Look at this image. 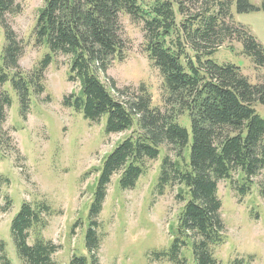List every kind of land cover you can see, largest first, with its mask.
Returning <instances> with one entry per match:
<instances>
[{
  "label": "trees",
  "instance_id": "1",
  "mask_svg": "<svg viewBox=\"0 0 264 264\" xmlns=\"http://www.w3.org/2000/svg\"><path fill=\"white\" fill-rule=\"evenodd\" d=\"M22 11L17 0H0V147L14 94L19 115L26 118L33 98L46 91L45 73L55 56L69 57L68 79L78 82L79 90L64 105L91 122L106 116V135L129 132L93 168L98 176L92 184L85 250L91 253L97 244L93 216L102 209L113 175L119 174L120 190L133 189L147 174V162L161 158L155 191L163 195L172 189L183 203L176 228L171 225V259L185 246L198 264H217L215 248L228 239L219 182L228 181L240 198L257 186L264 198V118L256 109L257 104L264 107V79L254 83L240 66L208 56L237 41L256 68L264 69V46L235 19L264 12V0H45L34 37L46 53L30 71L20 65L26 45L7 21ZM123 16L142 24L143 49L163 77V107L154 104L144 83L121 89L102 80L129 49ZM188 121L190 130L184 126ZM51 214V205L37 200L24 201L14 216L11 233L25 264H55L57 246L43 235ZM80 225L75 221L70 234ZM91 256L90 263L74 257L70 264H98ZM6 258L2 256L3 264H11Z\"/></svg>",
  "mask_w": 264,
  "mask_h": 264
},
{
  "label": "rangeland",
  "instance_id": "2",
  "mask_svg": "<svg viewBox=\"0 0 264 264\" xmlns=\"http://www.w3.org/2000/svg\"><path fill=\"white\" fill-rule=\"evenodd\" d=\"M17 1L23 11L8 16L7 21L26 45L20 65L30 71L46 53L34 37L38 11L45 0ZM235 19L249 27L264 46L263 11L238 14ZM122 23L129 49L123 61L112 63L102 80L107 85L114 81L121 89H138L144 83L154 104L163 107V77L143 49L142 24H134L126 16L122 17ZM3 45L0 28V51ZM208 58L219 64L240 66L254 83L264 79V69L256 68L253 58L245 54L244 46L237 41L224 43ZM69 62V57L63 54L55 56L45 73L46 91L33 98L26 118L19 115L21 107L15 94L12 106L7 109L0 147V264L2 256L11 264H25L17 252L11 223L24 201L37 200L51 205L52 214L47 217L43 235L57 246L52 255L55 264H70L74 257L86 258L90 263L91 255L98 264H198L195 254L185 246L177 255L179 261L169 255L174 230L171 225L176 228L183 203L176 199V191L172 189L167 188L163 195L155 191L161 158L147 162V174L133 189L120 190L119 174L113 175L102 209L93 216L97 223V244L91 253L85 250L92 184L98 176L93 168L129 132L106 135V116L101 122H91L64 105L71 92L79 90V83L68 79ZM256 109L264 118V107L257 104ZM185 124L190 130V121ZM252 191L240 198L228 181L218 184L228 239L215 248L217 264H233L235 260L241 264H264V198L257 186ZM77 220L81 225L70 234ZM159 253L166 255L159 257Z\"/></svg>",
  "mask_w": 264,
  "mask_h": 264
}]
</instances>
